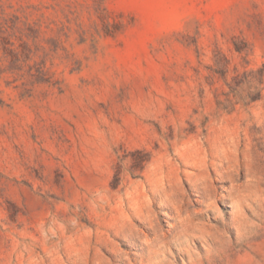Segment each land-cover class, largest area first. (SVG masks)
<instances>
[{
  "label": "rangeland",
  "instance_id": "1",
  "mask_svg": "<svg viewBox=\"0 0 264 264\" xmlns=\"http://www.w3.org/2000/svg\"><path fill=\"white\" fill-rule=\"evenodd\" d=\"M101 252L264 264V0H0V264Z\"/></svg>",
  "mask_w": 264,
  "mask_h": 264
},
{
  "label": "bare ground",
  "instance_id": "2",
  "mask_svg": "<svg viewBox=\"0 0 264 264\" xmlns=\"http://www.w3.org/2000/svg\"><path fill=\"white\" fill-rule=\"evenodd\" d=\"M199 171H203L204 168H201V169H198ZM205 174V180L202 181V188L205 192H208L210 193V197H212L213 195H216V187H215V179L214 178H211L210 176V171L208 170L207 172H203ZM189 174V173H186V175ZM181 187L179 186V189ZM182 192V202L188 206L190 205H193L194 204V201H196L197 199H190L189 198V195L187 193H185L183 191V189L179 190ZM192 211H194V209H192ZM122 224L124 227H128L130 228V219L128 218H123L122 219ZM157 226L156 224L152 223L151 224V228L152 229H155ZM137 233L139 234V236L143 239V245H147V243H150V235H149V232L146 231V230H138ZM114 245H116L115 242L111 241ZM125 253V252H123ZM100 256H101V259H102V262L103 264H112V261H111V257L106 254V253H100Z\"/></svg>",
  "mask_w": 264,
  "mask_h": 264
}]
</instances>
